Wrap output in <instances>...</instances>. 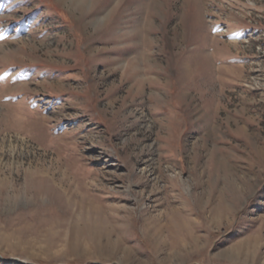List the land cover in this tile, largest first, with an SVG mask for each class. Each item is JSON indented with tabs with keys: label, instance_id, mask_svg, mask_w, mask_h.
Here are the masks:
<instances>
[{
	"label": "rangeland",
	"instance_id": "374dc122",
	"mask_svg": "<svg viewBox=\"0 0 264 264\" xmlns=\"http://www.w3.org/2000/svg\"><path fill=\"white\" fill-rule=\"evenodd\" d=\"M0 264H264V0H0Z\"/></svg>",
	"mask_w": 264,
	"mask_h": 264
}]
</instances>
